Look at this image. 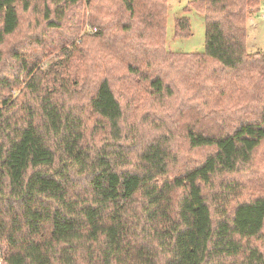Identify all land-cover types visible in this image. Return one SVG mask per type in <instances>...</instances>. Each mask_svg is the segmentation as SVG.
Wrapping results in <instances>:
<instances>
[{
    "label": "trees",
    "instance_id": "16d2710c",
    "mask_svg": "<svg viewBox=\"0 0 264 264\" xmlns=\"http://www.w3.org/2000/svg\"><path fill=\"white\" fill-rule=\"evenodd\" d=\"M83 1L95 18L103 0H43L46 25L59 27ZM120 1L125 13L112 12L110 22L132 36L130 45H162L167 0ZM36 2L0 0V41ZM259 3L191 0L185 9L204 13L206 41L204 51L188 54V66L253 80L262 89L264 52L247 48L248 16ZM105 19L92 22L95 36L102 24L111 27ZM175 29L188 36L189 18L178 17ZM63 53L69 55V46ZM20 64L28 78L23 88L16 89L18 73L0 78L1 88L10 87L0 91V258L6 264H264L256 242H264V191L241 198L243 185L230 177L264 142V103L242 104L227 132L189 128V146L209 150L171 176L177 157L168 137L144 141L133 155L124 150L130 144L124 110L108 77L87 99L96 128L107 132L90 145L82 108L60 96L72 90L66 79L48 77L52 67ZM163 72L144 75L157 99L172 95L176 82ZM262 92L255 101L264 100Z\"/></svg>",
    "mask_w": 264,
    "mask_h": 264
},
{
    "label": "rangeland",
    "instance_id": "374dc122",
    "mask_svg": "<svg viewBox=\"0 0 264 264\" xmlns=\"http://www.w3.org/2000/svg\"><path fill=\"white\" fill-rule=\"evenodd\" d=\"M190 1L167 0L169 11L162 45H130L132 36L122 34L119 24L110 22L112 12L125 13L120 0L100 1L96 17L92 14L93 20L91 6L83 1L71 7L56 28L46 25L44 2L37 0L31 10L22 14L17 31L0 41V78L11 80L20 74L18 91L28 79L26 70H21V61L29 66L41 65L45 70L52 67L54 71L47 76L63 77L70 85L72 90L69 93L60 90V96L70 100L74 110L82 108L87 142L91 145L103 141L107 132L96 128L97 116L86 103L99 81L108 77L124 110L122 122L127 126L130 143L124 150L133 155L144 141L160 135L168 137L177 157L170 168L169 174L173 176L197 163L209 150L207 146H189L185 136L189 128L210 133L227 132L236 123L242 104L251 101L261 106L264 103V100L255 101L258 93L263 91L264 94V87L258 90L253 80L240 81L218 70L208 74L203 67L188 66V54L204 51L206 41L205 15L193 7L186 10ZM263 6L264 0H260L248 16L247 48L250 51L264 52V17L260 13ZM103 16L111 27L102 24L99 35L95 36L92 22ZM181 16L189 18L191 33L188 36L175 32L176 19ZM64 46H69L68 56L63 53ZM129 64L136 67L134 71L128 69ZM158 71H164L165 77L176 81L173 94L161 99L153 96L144 76ZM9 88L8 84L0 86V91L8 92ZM254 107L252 104L251 109ZM230 177L243 185L241 198L264 191V142L255 150L251 163ZM78 190L84 188L78 186ZM256 242L264 248V242ZM0 264L6 263L0 258Z\"/></svg>",
    "mask_w": 264,
    "mask_h": 264
},
{
    "label": "built area",
    "instance_id": "2783aa9c",
    "mask_svg": "<svg viewBox=\"0 0 264 264\" xmlns=\"http://www.w3.org/2000/svg\"><path fill=\"white\" fill-rule=\"evenodd\" d=\"M261 16H263L264 17V6L262 7V9H261ZM0 104H1V102H0Z\"/></svg>",
    "mask_w": 264,
    "mask_h": 264
}]
</instances>
